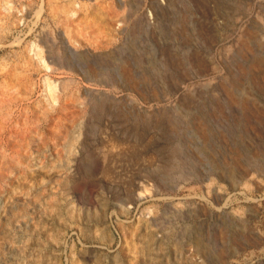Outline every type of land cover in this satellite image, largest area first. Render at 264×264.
Returning <instances> with one entry per match:
<instances>
[{
  "label": "rangeland",
  "instance_id": "374dc122",
  "mask_svg": "<svg viewBox=\"0 0 264 264\" xmlns=\"http://www.w3.org/2000/svg\"><path fill=\"white\" fill-rule=\"evenodd\" d=\"M0 6V264H264V0Z\"/></svg>",
  "mask_w": 264,
  "mask_h": 264
},
{
  "label": "bare ground",
  "instance_id": "6f19581e",
  "mask_svg": "<svg viewBox=\"0 0 264 264\" xmlns=\"http://www.w3.org/2000/svg\"><path fill=\"white\" fill-rule=\"evenodd\" d=\"M2 6H0V8H1ZM9 8V4H8V2H4L3 3V10L4 9H8ZM6 11H8V10H6ZM102 29V28H101ZM87 37V36H86ZM32 45V44H31ZM35 46V45H34ZM27 47H29V46H27ZM30 48H32L33 50H34V52H35V54H36V58H35V61H36V64L38 65H44L45 66V63H44V58H43V55H42V50H40V49H38V48H35V47H33V45H32V47H30ZM33 52V51H32ZM260 62H259V60L257 59V61H255L254 62V64L252 65V66H255V65H257V64H259ZM57 64V63H56ZM60 64V65H59ZM59 64H57L59 67L61 66V67H66L67 68V66L65 65V64H63V63H59ZM43 66V67H44ZM122 72H123V75H124V79H125V81L126 82H128L130 85H133V83H135V77L133 76L132 77V75H131V73H130V71L129 70H122ZM147 77V76H146ZM87 79H89V78H87ZM91 81V80H90ZM56 89H57V87H56V84L54 83V82H52V81H50L49 79H45V80H43V82H42V90H43V95H44V98H45V101H47V102H49V103H51V102H53V101H55V98H56ZM164 90V89H163ZM234 95V94H233ZM232 95V96H233ZM231 99H232V97H231ZM235 100V99H234ZM55 103V102H54ZM260 114V113H259ZM195 127L198 129L199 128V130L200 131H202V132H204V129H205V124H204V122L202 121V120H199V121H196V123H195ZM209 131V130H208ZM205 133V132H204ZM206 135V134H205ZM204 151H205V149H204ZM207 151V150H206ZM205 151V152H206ZM202 152V151H201ZM209 154V153H208ZM123 155V154H122ZM179 156V155H178ZM177 158V157H176ZM209 161V160H208ZM178 163V162H177ZM211 163V162H210ZM173 166H174V164H173ZM174 167H176V165L174 166ZM213 167H215L214 168V175H216V177H219V178H229V179H233L234 178V174H233V172L229 169V168H224V167H222V165L220 166L218 163L217 164H214V166ZM168 169V168H167ZM212 169V168H211ZM170 170V169H169ZM218 179V178H217ZM198 244H200L199 245V248L200 249H204V244L203 243H200V241H198Z\"/></svg>",
  "mask_w": 264,
  "mask_h": 264
}]
</instances>
